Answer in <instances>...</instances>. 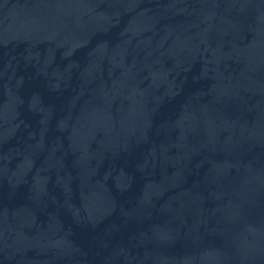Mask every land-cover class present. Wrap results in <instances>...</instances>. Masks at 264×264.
Instances as JSON below:
<instances>
[{
	"label": "water",
	"instance_id": "water-1",
	"mask_svg": "<svg viewBox=\"0 0 264 264\" xmlns=\"http://www.w3.org/2000/svg\"><path fill=\"white\" fill-rule=\"evenodd\" d=\"M0 264H264V0H0Z\"/></svg>",
	"mask_w": 264,
	"mask_h": 264
}]
</instances>
